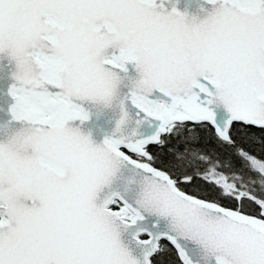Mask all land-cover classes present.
<instances>
[{"label":"snow or ice","instance_id":"1","mask_svg":"<svg viewBox=\"0 0 264 264\" xmlns=\"http://www.w3.org/2000/svg\"><path fill=\"white\" fill-rule=\"evenodd\" d=\"M205 2L0 0V264H264V0Z\"/></svg>","mask_w":264,"mask_h":264},{"label":"water","instance_id":"2","mask_svg":"<svg viewBox=\"0 0 264 264\" xmlns=\"http://www.w3.org/2000/svg\"><path fill=\"white\" fill-rule=\"evenodd\" d=\"M175 6L179 11L186 12L189 15H199L203 17L202 7L209 8L205 0H169L166 5L169 9ZM12 65L4 54H0V121L6 120L7 109L11 103L8 96V88L11 84ZM129 74L135 75V69L129 65ZM114 113L111 110H104L102 114L93 111L87 122L82 125V130L90 133L92 138L100 142L105 133L110 132L114 127Z\"/></svg>","mask_w":264,"mask_h":264}]
</instances>
